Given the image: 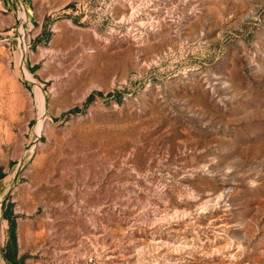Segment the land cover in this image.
Masks as SVG:
<instances>
[{
	"label": "rangeland",
	"instance_id": "rangeland-1",
	"mask_svg": "<svg viewBox=\"0 0 264 264\" xmlns=\"http://www.w3.org/2000/svg\"><path fill=\"white\" fill-rule=\"evenodd\" d=\"M19 2L0 264H264V0Z\"/></svg>",
	"mask_w": 264,
	"mask_h": 264
},
{
	"label": "trees",
	"instance_id": "trees-1",
	"mask_svg": "<svg viewBox=\"0 0 264 264\" xmlns=\"http://www.w3.org/2000/svg\"><path fill=\"white\" fill-rule=\"evenodd\" d=\"M92 97L89 98L91 100ZM9 206L5 205L3 211V218L9 223V237L5 247L2 250V258L7 264H23L24 257L17 258V248H16V237L14 233L15 222L10 216L8 210Z\"/></svg>",
	"mask_w": 264,
	"mask_h": 264
},
{
	"label": "crops",
	"instance_id": "crops-1",
	"mask_svg": "<svg viewBox=\"0 0 264 264\" xmlns=\"http://www.w3.org/2000/svg\"><path fill=\"white\" fill-rule=\"evenodd\" d=\"M19 0H0V18L2 25H9L12 20L20 18Z\"/></svg>",
	"mask_w": 264,
	"mask_h": 264
}]
</instances>
